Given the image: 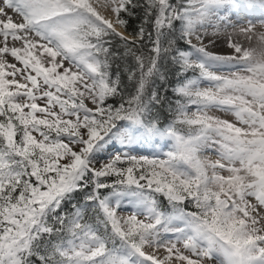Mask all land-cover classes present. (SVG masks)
<instances>
[{
    "label": "snow or ice",
    "instance_id": "obj_1",
    "mask_svg": "<svg viewBox=\"0 0 264 264\" xmlns=\"http://www.w3.org/2000/svg\"><path fill=\"white\" fill-rule=\"evenodd\" d=\"M0 264H264V0H0Z\"/></svg>",
    "mask_w": 264,
    "mask_h": 264
}]
</instances>
